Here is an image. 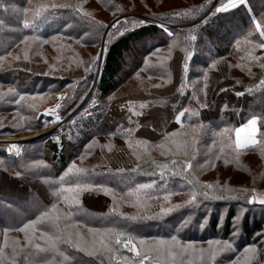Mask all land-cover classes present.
<instances>
[{"label":"trees","instance_id":"16d2710c","mask_svg":"<svg viewBox=\"0 0 264 264\" xmlns=\"http://www.w3.org/2000/svg\"><path fill=\"white\" fill-rule=\"evenodd\" d=\"M39 3H68L90 15L69 8L49 9L51 14L38 18L36 28L25 29L24 14L17 10ZM216 7L206 13L209 0H31V4L0 0V56L5 57L0 62V93L4 94L0 138L45 128L38 112L54 102L58 92L65 93L60 118L83 102L42 140L20 142L19 156L7 153L0 143V243L5 227L18 229L56 203L62 212H71L61 221V229L76 225L87 234L88 228H110L125 233L122 240L129 235L148 240L175 235L197 248H207L209 241H229L232 249L219 254L215 264H233L254 244L252 264L264 262V235H258L264 233V204L250 202L253 189L264 193V87H258L264 79V59L259 47L244 43L246 39L254 45L264 43L253 23V18L264 20V0H246L227 12L215 13ZM194 8L199 9L195 15L172 17L174 11ZM127 13L143 14L161 24L127 17ZM114 15L126 19L115 29L102 27ZM141 20L143 24L133 27L132 21ZM117 29L123 34L109 38L108 33ZM24 36L39 40L30 41L26 49L21 43ZM249 50L259 60H252ZM248 88L252 91H245ZM253 116L258 117L257 144L237 151L235 130ZM224 129L228 131L221 137ZM174 132L186 142L180 152L165 143ZM129 141L133 145L146 141L147 152L138 159ZM185 160H191L192 167L177 174ZM153 161L167 163L169 169L161 175ZM172 161H177L175 167ZM36 162L43 163L34 166ZM73 162L88 172L70 174L66 182L111 188L115 205L112 196L100 189L82 193L80 203L71 207L57 201L56 181ZM153 181L154 187L143 193L147 207L137 208L129 190ZM207 184L216 189L212 198L198 195L194 204L184 203L194 187L199 192ZM224 186L231 191H220ZM221 195L223 199L216 198ZM177 204L181 207L160 213L161 207ZM114 206L118 211H111ZM130 216L139 218H126ZM37 228L55 231L48 222ZM9 235L25 243L23 232ZM113 245L119 249L117 257L132 255L115 241ZM59 249L67 260L58 253L31 256L26 251L16 257L17 264H116L108 254L88 255L66 243ZM188 258L185 254V264Z\"/></svg>","mask_w":264,"mask_h":264},{"label":"snow or ice","instance_id":"6c2138e0","mask_svg":"<svg viewBox=\"0 0 264 264\" xmlns=\"http://www.w3.org/2000/svg\"><path fill=\"white\" fill-rule=\"evenodd\" d=\"M210 2V0H209ZM29 3L31 4V0H29ZM246 0H221V3L215 8L214 12H227L233 8H237L241 4H245ZM201 8L204 7V5L200 6ZM57 8H69L77 11L78 13H82L83 16L88 17L90 14L86 12L82 7H77L76 5L68 4V3H39L37 5H33L30 8L25 7L22 10L24 14L23 19V27L25 29H34L37 27V19L42 17L44 13H48L49 9H57ZM122 11V9H121ZM199 9H187L184 11H174L172 13V17H187L190 15H195L196 12H198ZM30 17V18H29ZM47 17L44 16V19ZM42 22V21H41ZM93 22L96 23V21L93 18ZM3 22L0 21V24ZM120 20H116V22L112 25V28H116L117 24H120ZM127 21H125V24ZM143 24L144 21H132L133 27L136 24ZM253 23L255 24V29L259 32L261 37H264V20H256L253 18ZM102 27H107V25H102ZM123 31L122 29H117L115 33L109 32L108 36L111 38L113 35H122ZM57 39L56 37H53V40ZM189 39L194 40L195 36H190ZM38 36H24L21 43H24L26 45V49L31 46L30 41H38ZM47 42V41H44ZM244 43L253 45V47H259L264 48V43H260L258 45H254L253 41L251 40H245ZM107 44V42H106ZM105 44V48H106ZM175 41L173 42V45H170V49L172 46H174ZM240 42H237V46H239ZM157 53L159 50H156ZM8 55H12L11 53H8ZM187 56H191V53H187ZM248 56L252 60H259V57H256L252 54V51L249 50ZM19 56H16L15 59H19ZM99 58V54L96 59ZM5 59V57L0 56V62H2ZM24 59H28L27 50H25ZM145 64H148L149 61L145 59ZM2 66V64H0ZM211 67H215V62L211 65ZM261 67H264V65H261ZM185 71L187 70V64L184 65ZM206 75V74H205ZM257 87V86H254ZM258 87H264V79L260 81V84ZM9 91H14L12 89H9ZM245 91L251 92L252 89L248 88L245 89ZM243 93H236V95H242ZM3 93H0V98L3 97ZM21 99H24L23 96H21ZM61 100L64 99L63 96L60 97ZM19 102V101H17ZM61 104H57L55 108L51 109L48 113L49 115H52L54 117V122L58 121L60 119V116L58 115V110L61 108ZM143 107V105H141ZM183 113H180L176 116L177 122L180 121L181 116ZM257 120L258 117L253 116L251 119L248 120L247 124L244 126L247 128L250 126L252 122L255 124V131H253L250 135H247L245 137H241L240 133L238 134L239 130L237 131V137L234 144L235 150H240L245 148L247 145H255L257 144V140L255 137V133L257 131ZM228 130L224 129L220 133L221 137L224 136V133H226ZM181 133L174 132L170 133L165 137V143H171L175 146L176 152H180L186 147V142L180 139ZM165 146L164 143L160 145L161 148ZM110 147V146H109ZM129 147H134L136 151H134V154L137 155V158H141V152H147V142L146 141H136L135 145L131 141H129ZM229 148H232L233 145L229 144ZM171 151V149H168ZM223 146L221 147V151H223ZM9 153L15 152L17 156L20 155V147L13 143L10 145V147L7 149ZM175 154V153H174ZM83 158V157H81ZM43 162H36L34 166H39V164H42ZM173 167L176 166L177 161L171 162ZM153 164L160 170L161 175L165 174V172L169 169V164L167 163H161L156 164L155 161H153ZM139 164H137L136 168L139 169ZM192 167L191 160H185L184 164L181 166V173L182 174L187 171V169H190ZM118 172L123 171V169H117ZM88 172V169H85L83 167H78L75 162L71 163L66 171L63 173L62 176H60L59 180L56 181V183L59 184V187L54 188L53 195L57 198V201H63L68 207H71L72 205H78L80 203V196L84 192H91L96 189L102 190L105 194L111 195L114 205L116 203L117 197L113 194V190L111 188H108L104 185H95L91 183H80L77 182L75 184L67 183L65 178L68 177L70 174H83ZM17 175H20V173H17ZM189 184H193V180L188 181ZM155 185V182L151 183H145V184H138L135 189H130L128 195L130 197H133V203L137 208H143L147 207V199L143 193L146 192L148 189H152ZM216 191L214 186L212 184L203 185L201 190L198 192L196 187L193 188L190 198L185 201V204H194L197 201V196H204L205 198H212L213 192ZM220 191H231V189H228L227 186H224ZM247 191V190H243ZM253 193L255 190H252ZM170 195V194H169ZM218 199H223L224 197L218 196L216 197ZM165 199H168V195L165 196ZM257 201V195L253 194L250 197V202H256ZM260 204H264V194L259 195V201ZM181 207L180 204L173 205L171 207H161L160 213L166 214L171 212L174 208ZM111 211H118V207H113ZM121 216H124L125 214L121 213ZM71 216V212L64 213L61 209L57 207L56 203H53L51 208H48L44 211H41L39 215L34 220H28L27 223H24L22 227L18 229H12L9 227H5L3 229V242L0 243V264H17L16 257L19 256L21 253H24L26 251L29 252V255L36 256L40 253H58L60 256L64 257V260H67L68 257L64 256L63 252H60L59 245L61 243H66L71 245L73 248L79 249L80 251L86 252L88 255L95 256L98 253L101 255L108 254V258L110 261H115L116 264H185L184 257L185 254L189 257L187 260V264H215V261L217 259V256L223 252H226L228 250L232 249V244L225 240V241H209V246L207 248H197L191 243L185 244L182 243L177 236L173 235L170 239H152L148 240L145 238H135L132 236H128L126 239H121V237L125 236V233L118 232L115 229H97V228H88L87 234L81 232L76 225H65L63 229L60 228V223L62 220L67 219ZM127 219H138V216H130L126 217ZM41 222H48L51 224L52 228L55 230L53 233H49L46 231H41L37 228V225ZM11 231H20L24 233V240L25 243L21 244L19 240L15 237H10L9 233ZM39 233V235H37ZM258 235H264V233L258 234ZM113 241H115V245H119L122 248H126L129 253H131V256L123 255L121 254L119 257L115 255V252L119 249L114 247ZM42 242V243H41ZM11 249L10 252L7 250ZM256 246L249 245L243 250V256L237 257L235 261H233V264H252V260L254 259L256 255ZM29 256L25 255L24 260L28 261Z\"/></svg>","mask_w":264,"mask_h":264},{"label":"rangeland","instance_id":"374dc122","mask_svg":"<svg viewBox=\"0 0 264 264\" xmlns=\"http://www.w3.org/2000/svg\"><path fill=\"white\" fill-rule=\"evenodd\" d=\"M221 3V0H210L209 2V8L207 10V13L214 7L218 6L219 4ZM127 17L128 16H137V17H140V18H145L149 21H153V22H157L159 24H161V22L153 19V18H150V17H147L143 14H138V13H127L125 14ZM125 15H114L109 21H108V25L110 24V22L114 21L110 26H112L116 20H120V21H123L126 19ZM178 27V25H175ZM181 26V25H179ZM108 27V26H107ZM260 51L259 53L262 54V59H264V54H263V48H259ZM100 48L98 49V52H99ZM63 96L65 97V93L64 92H58L56 93L55 95V100L54 102H52L51 104H47L45 105L41 110H39V114H40V120L42 122H45L47 126H45V128H42V129H39L37 131H35L34 133H31V134H26L25 136H7V137H1L0 138V143L3 145V148L5 149V151L7 153H9L7 151V149L10 147L11 144L15 143L17 144L19 147V143L20 142H23V141H28V140H42L44 138V136H46L47 134H49L50 132H52L54 129L57 128V126L59 124H61L66 118H60L58 121H55L54 122V117L52 115H49L48 113L50 112L51 109L55 108V106L59 103L61 104V99L60 97ZM252 118V117H251ZM250 118V119H251ZM248 122V121H247ZM247 122H245L244 124H242L241 126L237 127L236 130H242L240 131V136L241 137H245L247 134H248V129H246L244 126L247 124ZM257 127V126H256ZM236 131V132H237ZM40 132V133H39ZM237 134V133H236ZM28 137V138H27ZM34 137V138H33ZM256 137V136H255ZM257 140V138H256ZM20 150H21V147H20ZM10 154H15V152H12ZM16 155V154H15ZM156 167V166H155ZM258 170H259V167L256 168V173L258 175ZM263 190L260 189V190H255V195H257V200H259V195L260 194H264L262 193ZM255 264H264V262H257Z\"/></svg>","mask_w":264,"mask_h":264},{"label":"clouds","instance_id":"9594fccd","mask_svg":"<svg viewBox=\"0 0 264 264\" xmlns=\"http://www.w3.org/2000/svg\"><path fill=\"white\" fill-rule=\"evenodd\" d=\"M246 129H248V134L247 135H250L253 131H255V124H254V122H252L250 124V126H248ZM240 131H242V130H239L238 134L240 133Z\"/></svg>","mask_w":264,"mask_h":264},{"label":"water","instance_id":"95a60500","mask_svg":"<svg viewBox=\"0 0 264 264\" xmlns=\"http://www.w3.org/2000/svg\"><path fill=\"white\" fill-rule=\"evenodd\" d=\"M207 13V12H206ZM205 13V14H206ZM115 21V20H114ZM114 21H112V22H110V24L108 25V27H107V29L110 27V25L114 22ZM101 50H102V47L100 48V50H99V58H100V56H101ZM98 58V59H99ZM83 103V102H82ZM81 103V104H82ZM81 104H79V106L81 105ZM79 106L77 107V108H75L68 116H67V118L70 116V115H72L78 108H79ZM34 138V137H33Z\"/></svg>","mask_w":264,"mask_h":264},{"label":"crops","instance_id":"0c3cea01","mask_svg":"<svg viewBox=\"0 0 264 264\" xmlns=\"http://www.w3.org/2000/svg\"><path fill=\"white\" fill-rule=\"evenodd\" d=\"M236 131H237V130H235V140H236V137H237V134H236L237 132H236ZM256 132H257V131H256ZM255 136H256V133H255ZM248 146H252V145H247L246 147H248ZM246 147H245V148H246Z\"/></svg>","mask_w":264,"mask_h":264},{"label":"bare ground","instance_id":"6f19581e","mask_svg":"<svg viewBox=\"0 0 264 264\" xmlns=\"http://www.w3.org/2000/svg\"><path fill=\"white\" fill-rule=\"evenodd\" d=\"M40 133V132H39ZM28 138V137H27Z\"/></svg>","mask_w":264,"mask_h":264}]
</instances>
